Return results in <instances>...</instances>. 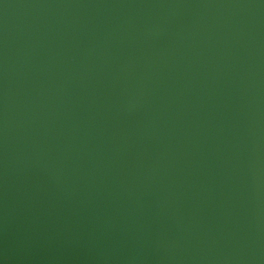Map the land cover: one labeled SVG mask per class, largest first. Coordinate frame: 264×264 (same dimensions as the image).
Segmentation results:
<instances>
[{
    "label": "water",
    "instance_id": "95a60500",
    "mask_svg": "<svg viewBox=\"0 0 264 264\" xmlns=\"http://www.w3.org/2000/svg\"><path fill=\"white\" fill-rule=\"evenodd\" d=\"M0 264H264V0H0Z\"/></svg>",
    "mask_w": 264,
    "mask_h": 264
}]
</instances>
